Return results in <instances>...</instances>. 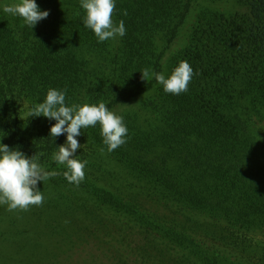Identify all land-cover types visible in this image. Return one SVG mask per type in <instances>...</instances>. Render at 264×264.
I'll use <instances>...</instances> for the list:
<instances>
[{
  "label": "rangeland",
  "instance_id": "1",
  "mask_svg": "<svg viewBox=\"0 0 264 264\" xmlns=\"http://www.w3.org/2000/svg\"><path fill=\"white\" fill-rule=\"evenodd\" d=\"M49 1L36 0L41 11H49L48 17L38 22L44 32L38 37L41 38L38 44L42 47L35 50L37 54L21 62L18 71L0 69V143L18 148L28 157L38 155V162L46 171L60 174L38 184L44 196L42 206H31L27 211H7L6 205H0V264H14L18 260L27 261L21 264H264L263 214L250 211L254 214L251 217L252 213L241 208V204L235 202L236 205L232 206L229 202L220 203L213 198L203 204H194L192 198L186 200L166 178L174 171L173 167L180 166L178 170L183 171L182 185L186 190H195L196 180L201 177L213 184L215 178L212 175L206 177L204 173L211 171L208 165L218 151L215 144H211L214 142L210 141V137L185 128L179 123L181 116L176 117L169 112L170 100L156 80L144 95L131 103L108 108L123 117L128 129L127 137L131 135L134 138V142L129 144L126 141L109 156L110 169L115 175L129 177L122 181L133 186L132 199L124 184L117 186V192L106 195L89 177L87 165H100L99 159L92 157L91 148L104 146L107 149L102 137L97 140L99 124L82 129L81 135L76 137L82 147L75 153V158L87 161L85 179L77 187L63 176L66 168L52 160L57 146L66 141V134L58 142L63 135L56 138L49 136L55 120L29 116L31 108L44 101L49 89L64 91L67 106L98 105L101 102L107 106L116 94L123 97L139 86V82L128 77L126 53H133L136 67L140 69L144 66L145 57L161 55L159 60L152 62L151 74L144 82L148 85L151 79H155L152 73H163L167 78L177 67L174 58L181 53L184 55L188 47L195 44L193 30L198 14L206 7L215 6L218 9L217 1L157 0L148 4V0L139 5L143 18L140 19L139 14L136 17L134 13L126 20L121 17L116 5L112 19L117 25L121 20L124 22L126 35L104 42H98L94 32L87 27L74 29L66 26L63 23L67 9L62 2L64 0ZM17 2L0 0V17L8 15L3 11L5 5ZM251 3L252 0H229V4L222 5V8L226 14L236 9L246 12ZM175 4L179 7L171 15L169 12ZM168 7L170 10L166 11ZM80 9L81 13L84 12L82 19L85 11L82 7ZM166 17L172 19V25L180 23L174 38L170 29L162 30ZM136 20H141L144 25L151 23L153 27L143 30L140 44H132L137 32ZM76 36L79 40H75ZM61 45H68L80 56L65 61L57 57L54 61L51 47ZM117 54L118 62L113 57ZM37 57L41 59L37 60ZM5 65L10 66L7 58ZM120 79L124 80L123 85ZM116 85L119 86L118 92H115ZM233 95L238 105L240 96L237 93ZM251 99L253 97L248 96L245 99L248 101H239L246 116L249 106H253L250 115L256 113L254 100ZM123 111L139 113L140 121L144 120L142 129L149 131L143 132L126 121L121 113ZM152 129L161 132V141L157 140L156 134L151 136L153 143L163 151L171 150L176 155L159 176L146 173L145 164L141 162H129L126 150L130 145V149L135 151L134 146L141 148V140L150 141L148 134L152 133ZM253 135L258 142L254 160L264 164V128L257 127ZM86 137L91 140H86ZM134 164L138 166L134 167ZM217 164L214 163V166L217 167ZM195 167L205 172L195 171ZM114 194L123 201L111 200ZM145 195L161 203L164 210L156 214L155 210L147 208L144 205ZM56 196H72L81 202L89 200L88 207L100 213L103 222L102 233L107 235L108 242L105 249L99 250L93 243L83 245L77 238L64 234L75 233L79 226L90 223L83 221L81 212L73 211L69 216L55 212L48 204ZM226 196L234 201L235 196H230L229 191Z\"/></svg>",
  "mask_w": 264,
  "mask_h": 264
},
{
  "label": "trees",
  "instance_id": "2",
  "mask_svg": "<svg viewBox=\"0 0 264 264\" xmlns=\"http://www.w3.org/2000/svg\"><path fill=\"white\" fill-rule=\"evenodd\" d=\"M115 1L123 20H126L125 18L128 16L132 17L134 13H136V17L139 14L140 19L144 17L139 5H144L148 0ZM149 1L148 4H152L151 2L157 0ZM215 1L218 3V9L215 6L206 7L198 14L199 19L193 30L195 44L188 47V51L184 55L181 53L174 58L176 66L181 61H186L194 71L188 90L179 95L164 92L170 100L169 112L174 113L176 117L181 116L179 123L185 128L197 131L202 136L210 137V141L214 142L211 144H215L218 153L208 165L211 171L205 172L204 169L196 167L194 169L205 172L206 177L212 175L215 180L212 184L204 181V178L201 177L196 180V189L188 191L182 185L181 173L183 171L178 170L181 168L180 166H177L178 168L173 167L175 168L174 171L168 173L166 178L187 198L186 200L192 198L194 204H203L205 200L207 202L213 198L214 200L218 199L220 203L229 202L232 206L238 203L242 205L241 208L248 210V212L256 211L264 215V164L254 160L258 142L253 135L257 127L264 128V111H260L264 109V0H252L248 11L241 12L236 9L230 14L223 12L222 8V5L229 4V0ZM49 2L54 3L55 0ZM62 2L67 6L63 15V23L66 26H72L74 29L75 27H85L83 24L84 17L81 19L84 12L81 13L80 0H64ZM178 7L179 5L175 4L173 9L170 10L168 7L165 10H170L169 13L172 15ZM125 10L126 15L123 14ZM167 17L164 20L162 30L170 29L174 33V38L180 23L172 25V19L169 20ZM141 22V20L137 21V32L135 31L132 44H140L143 30L152 27L151 23L144 25ZM42 32L44 29L39 27V23L31 29L19 17H13L9 14L0 17V69L18 71L21 62L33 57L34 54H37L35 50L42 47V44H38V40L41 39L38 37ZM77 39L79 40L78 36L75 40ZM70 48L68 45L52 46L53 60L55 61L59 57L65 61L80 56ZM11 56L12 59L10 60ZM160 56L145 57L144 66L140 69L136 67L133 53H126L128 77L137 83L139 82V86L123 97L119 96V93L116 94V97L106 107L113 108L116 106L117 108L120 105H127L133 99L147 92L155 79H151L147 85L145 80L141 78V72L148 69L150 75L152 62L159 60ZM113 57L118 62V54L116 57L113 55ZM6 58L10 61V66L7 67L5 65ZM39 59L41 58L37 57V60ZM42 61L44 62L43 59ZM120 84H124L123 79H120ZM118 88L119 86L116 85L115 92H118ZM234 93L240 96V99H237L238 105L240 100L246 102L248 100L245 99L248 96L253 97L251 100H254L256 113L250 115L249 111L253 110V106H249L246 108L247 116L244 115L242 107L240 105L238 107L236 99L234 100ZM15 106L17 107V104ZM121 113L125 120L133 123L137 129L143 132L149 131L142 129L144 120L140 121V117L137 115L139 113L131 114L127 111ZM256 114L257 118H255ZM153 134H156L157 140L161 141V132L158 129H152V133L148 134L150 139ZM133 136L135 137V135ZM63 137L64 135L58 142H61ZM101 137L98 133L97 140ZM85 139L91 140L88 137ZM125 139L129 141V144L134 142L131 135L130 137L126 136ZM141 141L143 142L139 141L141 143L140 149H136L134 146L135 151H133L130 149V145L126 147L129 162H141L145 164V168H143L146 173L152 172L155 176L162 175L164 167L169 166L170 161L176 155L171 150L163 151L160 146L153 143V139ZM142 146L145 147L142 148ZM102 147L103 152H101ZM102 147L94 146L91 148L92 157L99 159L100 165H87L89 177L96 181L98 188L106 195L113 191L117 192V186L124 184L128 196L132 199L133 186L122 181L129 177L122 174L115 175L109 164L111 154L106 152L107 149L104 146ZM82 157H84V152ZM214 163L217 164V167L214 166ZM133 166L137 167L138 164ZM185 167L186 165H184V169ZM228 191L230 196H235L234 201L226 196ZM115 196L112 195L111 200L123 201L117 195ZM144 199L146 200L144 205L155 210L156 214L160 213V210H164L161 203L148 199L147 195L144 196ZM88 202V199L81 202L72 196L67 198L66 196H56L50 199L48 205L53 207L52 209L58 214L65 216H69V213L73 211L81 212L83 221H89L91 226H89L90 224H81L82 226H79L75 233L67 232L64 234L77 238L83 245L93 243L99 250H102L108 246L107 235L102 233L104 227L100 213L94 208L90 209L87 205ZM253 212L249 213H252L251 217L254 215ZM21 262L27 261L18 260L14 264H21Z\"/></svg>",
  "mask_w": 264,
  "mask_h": 264
},
{
  "label": "clouds",
  "instance_id": "3",
  "mask_svg": "<svg viewBox=\"0 0 264 264\" xmlns=\"http://www.w3.org/2000/svg\"><path fill=\"white\" fill-rule=\"evenodd\" d=\"M80 5L85 11L83 24L94 32L98 42L126 35L124 22L121 20L117 25L112 19L116 9L115 0H80ZM3 11L21 18L31 29L49 15V11L40 10L36 0H18L17 3L5 5ZM123 14H127L126 10ZM152 75L165 93L179 95L188 90L194 71L188 62L181 61L167 78L163 73ZM148 76V69L141 72L143 80L147 81L145 78ZM65 100L64 91L49 89L44 101L31 108L29 116L55 120L49 131L51 137L66 134V141L57 146L52 160L66 168L63 176L78 187L85 179L87 164V161L81 162L75 158V153L82 147L76 138L81 135V130L99 124L103 144L110 153L126 143L128 129L123 117L109 111L103 102L98 105L67 106ZM38 161L36 154L28 157L18 148L0 143V205H6L7 211H27L31 206L43 205L44 196L38 184L60 173L46 171Z\"/></svg>",
  "mask_w": 264,
  "mask_h": 264
}]
</instances>
